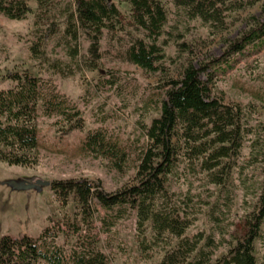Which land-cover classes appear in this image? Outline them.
<instances>
[{
    "label": "trees",
    "instance_id": "trees-1",
    "mask_svg": "<svg viewBox=\"0 0 264 264\" xmlns=\"http://www.w3.org/2000/svg\"><path fill=\"white\" fill-rule=\"evenodd\" d=\"M120 1L130 5L135 28L145 33V40H133L121 55L122 59L145 72L164 77L158 86L159 100L152 103L158 117L150 124L138 123L143 138L147 139L144 145L140 141L124 145L99 129L82 139L73 149V156L102 159L112 170L125 176L135 171L136 184L111 194L101 183L87 179L55 181L44 186L51 188L63 207L75 196L83 223L95 215L101 217L100 211H103L105 215L100 220L106 230L126 218L130 211H136L137 243L142 260H150L152 252L160 250L164 253L161 264H213L218 249L214 237H206L203 232L187 236L200 212L194 197L169 191L166 179L184 174L192 178L206 175L211 185L226 184L231 168L229 161L240 154L248 131L243 126L242 110L214 97L201 76L207 74L210 78L209 71L227 70L235 57H243L251 49L264 48V18H252L253 27L239 39L227 42L221 58L211 63L200 62L198 66L189 63L182 76L174 79L168 78L164 64L167 42L160 43L168 22L165 0H76L60 9L55 20L48 0H0V16L10 21H26L32 14L31 3L36 2L35 27L39 37L31 47L32 58L42 59V44L60 37L68 48L69 58L76 61L80 57V39L84 37L89 47L83 67L95 72L101 66L104 33L114 32L121 26L122 15L116 4ZM262 1L171 0L180 18L187 22L199 21L212 34L227 30L231 15ZM177 46L180 56H193L189 45ZM7 79L14 86L0 90V162L25 168L36 164L30 155L41 148L36 126L40 117H59L55 126L66 127L64 134L84 130L82 112L51 81L28 73L12 74ZM258 98L264 101L262 95ZM251 144L254 162L264 164V131ZM259 193L258 209L245 221L244 238L234 237L229 241L228 254L215 264H256L255 241L264 222V184ZM225 206L227 211L223 214H228L230 206ZM211 216L218 232H223L221 219ZM56 240L49 228L38 239L4 236L0 239V264H110L94 241L66 250Z\"/></svg>",
    "mask_w": 264,
    "mask_h": 264
},
{
    "label": "rangeland",
    "instance_id": "rangeland-1",
    "mask_svg": "<svg viewBox=\"0 0 264 264\" xmlns=\"http://www.w3.org/2000/svg\"><path fill=\"white\" fill-rule=\"evenodd\" d=\"M52 6L51 16L58 18L60 9L76 0H48ZM121 15V26L114 32H105L101 42V66L95 72L86 71L83 60L88 56L89 42L80 39V57L71 60L68 48L60 37L42 44L43 57L35 60L31 47L38 42L35 27L36 2L31 3L32 14L26 21L16 22L0 16V90L13 88L7 79L12 74L28 73L33 77L51 81L59 93L66 96L81 112L84 130L64 134L63 126H55L59 117H40L41 148L30 156L36 161L31 168L11 167L0 162V239L28 237L38 239L50 229L56 235L58 246L66 250L79 248L87 241H94L110 264H161L164 253L152 252L150 260H142L137 243L136 211L116 222L106 230L101 217L95 215L88 223L82 222L80 205L75 196L63 207L50 187L45 183L87 179L101 183L111 194L136 184L135 171L121 175L112 170L102 159L74 157V148L90 132L102 129L119 139L124 145L143 138L138 123L150 124L158 117L153 102L159 100L158 86L163 82L161 74H151L126 62L121 55L135 39L145 40V33L135 28L131 7L126 1L116 2ZM168 22L162 41L165 49V68L168 78L178 79L189 63H211L224 55L227 42L239 39L252 27V18H264V0L252 8L237 12L228 20L223 33L212 34L210 28L199 21L187 22L177 15L171 0L164 1ZM61 31H64L60 20ZM193 49V56H180L179 44ZM223 71H226L223 73ZM201 80L209 84L212 95L224 104L238 106L243 113V126L247 129L243 148L237 157L229 161L230 175L223 187L211 185L206 175L192 178L188 175L167 178L166 188L182 195L191 194L200 211L197 221L187 233L213 236L218 249L213 264L225 257L229 241L244 238L245 221L257 211L259 192L264 184V164L254 162L252 141L262 134L264 127V48L251 49L243 57L234 58L227 70L209 71ZM210 79V80H209ZM184 164L181 163L183 170ZM230 206V212L226 206ZM223 222V232H218L212 216ZM151 235L149 226L148 237ZM177 242L175 241L173 245ZM256 264H264V222L260 236L255 241ZM46 264V263H40Z\"/></svg>",
    "mask_w": 264,
    "mask_h": 264
}]
</instances>
